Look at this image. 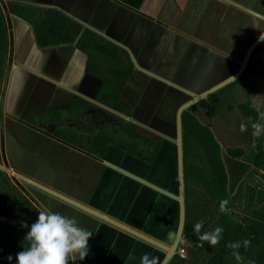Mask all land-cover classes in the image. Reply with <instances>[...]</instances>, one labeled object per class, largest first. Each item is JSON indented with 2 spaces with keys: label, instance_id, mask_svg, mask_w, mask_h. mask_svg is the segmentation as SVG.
Wrapping results in <instances>:
<instances>
[{
  "label": "crops",
  "instance_id": "0c3cea01",
  "mask_svg": "<svg viewBox=\"0 0 264 264\" xmlns=\"http://www.w3.org/2000/svg\"><path fill=\"white\" fill-rule=\"evenodd\" d=\"M190 1L0 0L5 11L10 3L55 9L124 49L133 69L118 105L130 112L137 132L160 144L150 164L113 145L103 156L56 138L57 144L40 146L36 153L35 146L29 147L52 175V183L42 185L55 204L48 214L67 245L70 264H165L174 252L181 225L179 129L176 120L172 125L159 122L154 108L144 112L142 103L174 90L198 91L205 48L177 26ZM204 2L209 8L218 3L221 10L220 0ZM226 2L237 6L236 0ZM245 12L264 21L263 15ZM7 24L17 53L14 66L20 71L10 79L9 106L16 99L38 112L64 109L73 96L94 101L99 83L84 74L82 53L72 45L39 49L28 25L11 15ZM142 84L147 86L137 97Z\"/></svg>",
  "mask_w": 264,
  "mask_h": 264
},
{
  "label": "trees",
  "instance_id": "16d2710c",
  "mask_svg": "<svg viewBox=\"0 0 264 264\" xmlns=\"http://www.w3.org/2000/svg\"><path fill=\"white\" fill-rule=\"evenodd\" d=\"M6 12L28 25L37 48L72 45L82 53L84 74L99 83L94 101L130 117L118 105L133 69L124 49L55 9L10 3ZM6 52L7 29L0 9V83ZM210 99L211 96L197 100L178 115L183 204L180 239L186 247L185 258L174 252L165 264H264V208H251L240 218L234 217L242 198L239 189L228 181L220 147L211 131L195 115L196 108ZM88 107L94 105L73 96L64 109L38 111L27 122L33 127L38 123L56 126L51 133L54 138L92 156H103L106 147L113 145L148 164L153 161L159 142L142 136L125 120H120L122 129L118 137L102 130L86 139L72 128L61 126ZM237 109L250 126L263 131L264 113L259 115L245 103ZM260 138L249 152L248 164L251 171L264 176V133ZM242 154L241 149L226 150L227 159ZM248 195L252 197V191ZM22 205H11L7 195L0 191V216L24 221L38 239L18 224H0V264H67L65 244L59 233L37 210ZM204 213L213 218L211 231L201 235L193 225Z\"/></svg>",
  "mask_w": 264,
  "mask_h": 264
},
{
  "label": "rangeland",
  "instance_id": "374dc122",
  "mask_svg": "<svg viewBox=\"0 0 264 264\" xmlns=\"http://www.w3.org/2000/svg\"><path fill=\"white\" fill-rule=\"evenodd\" d=\"M204 1L191 0L183 11L187 16L179 24L173 22L205 48L195 85L198 91L186 90L185 93L174 90L171 94L158 97L155 101L145 100L142 104L146 106L143 107L144 112L154 108L152 114L159 122L172 125L176 120L178 125L179 111L183 106L211 96L209 102L196 108L195 115L211 131L220 147L228 181L239 189L242 198L236 205L234 217L240 218L251 208H264V176L251 171L248 164L249 152L261 139L264 129L259 132L255 130L237 109L239 104L245 103L259 115L264 113V21L245 12L247 9L264 16V0H236L237 6L229 4L227 0H220L221 10L218 3L209 8ZM202 7L207 11L200 14ZM0 9L6 25L9 15L4 6L0 5ZM8 27L7 24L6 29ZM180 37L185 38L182 34ZM12 41L11 35L7 33L6 62L0 83V191L7 195L11 205L20 203L23 207L37 210L61 236L51 214H48L55 204L42 185L44 182L52 183V175L46 173L44 165L35 154L29 152L30 146H35L33 153H36L40 146L57 144L58 140L51 134L56 126L38 123L33 128L27 120L37 112L35 106L16 99L13 106H9L10 79L15 72H20L14 66L17 53ZM146 86L142 84L137 89V97L143 94L142 89ZM215 87V90L206 94ZM93 105L84 113L68 118L61 126L72 128L87 139L102 130L118 137L122 129L120 120L132 123L128 111L130 117ZM138 133L148 138L147 134ZM228 149H241L243 154L236 159H227ZM248 191H252V197ZM212 218L210 213H204L193 226L201 235H206L211 231ZM61 238L68 256L67 264H70L67 245ZM185 247L186 243L179 239L176 248H182L185 252Z\"/></svg>",
  "mask_w": 264,
  "mask_h": 264
},
{
  "label": "water",
  "instance_id": "95a60500",
  "mask_svg": "<svg viewBox=\"0 0 264 264\" xmlns=\"http://www.w3.org/2000/svg\"><path fill=\"white\" fill-rule=\"evenodd\" d=\"M255 44H256V43H255ZM253 46H254V45H253ZM253 46H251L249 50H251ZM219 86H220V85H219ZM219 86H217V87H219ZM217 87H215V88H213V89L207 91L206 94L211 93V92H212L213 90H215ZM194 102H195V100H194L193 102H191V103L186 104L185 106H183V107L180 109V111H181L183 108L187 107L188 105H190V104H192V103H194ZM92 103H94V104H96V105H98V106H101V107H103V108L109 110L108 108L104 107L103 105H101V104H99V103H96L95 101L92 102ZM180 111H179V112H180ZM178 126H179V122H178ZM178 129H179V127H178ZM179 145H180V143H179ZM86 154H87V153H86ZM179 165H180V176H181V157H180V153H179ZM1 169H2V166L0 165V170H1ZM180 188H181V225H180V229H179V232H178L177 239H176V241H175V243H174V245H173V251H174V249L176 248V244H177L178 238L180 237V234H181L182 219H183L182 180H181V178H180ZM67 201H68V202H71V201H69V200H67ZM71 203H72V202H71ZM87 211H88V210H87ZM89 212L92 213V214L95 215V216H98V217H100V218H103V217H101V216H99V215H97V214H95V213H93V212H91V211H89ZM103 219L107 220V221L110 222V223L115 224L114 222H112V221H110V220H108V219H106V218H103ZM0 224H4V225H14V224H18V225L22 226L27 232H29L34 238L38 239V236L36 235V233L34 232V230L31 229V228H30V227H29L24 221H22V220H18V219H14V218H8V217H5V216H0ZM115 225H116V224H115ZM117 226H118V225H117ZM31 252H35V251H34V250H31Z\"/></svg>",
  "mask_w": 264,
  "mask_h": 264
},
{
  "label": "built area",
  "instance_id": "2783aa9c",
  "mask_svg": "<svg viewBox=\"0 0 264 264\" xmlns=\"http://www.w3.org/2000/svg\"><path fill=\"white\" fill-rule=\"evenodd\" d=\"M176 253L180 258H185V252L182 248H176Z\"/></svg>",
  "mask_w": 264,
  "mask_h": 264
}]
</instances>
